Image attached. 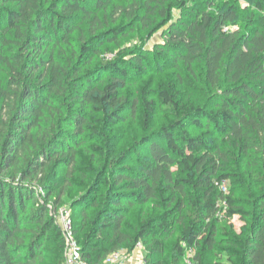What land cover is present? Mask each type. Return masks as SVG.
<instances>
[{"label":"trees","instance_id":"trees-1","mask_svg":"<svg viewBox=\"0 0 264 264\" xmlns=\"http://www.w3.org/2000/svg\"><path fill=\"white\" fill-rule=\"evenodd\" d=\"M249 2L253 11L243 13L233 0H206L203 6L176 0H0V264H43L46 236L55 225L39 187L52 193L68 181L57 169L76 161L80 144L70 137L89 127L84 108L100 113L103 125L121 121L130 105L121 90L130 73L142 75L151 54L176 68L185 97L195 102L183 103V90L174 83L160 87L158 105L144 96L147 123L158 109L172 122L135 141L134 166L109 164L100 150L98 165L114 178L106 180L109 192L96 221L124 243L127 212L152 202L163 207V215H147L134 236L136 244L151 240L145 264H163L160 234L169 239L172 232L169 264H187L189 250L195 253L190 264H264V0ZM176 8L185 13L171 23ZM121 22L153 32L169 27L155 53L123 51L106 61L128 36ZM100 36L105 42L91 45ZM95 60L97 70L87 74ZM60 99L80 107L65 117ZM192 125L195 135L189 134ZM92 134L106 140L103 132ZM86 217L83 211L78 233ZM84 240L88 264L94 254L100 263L119 249L117 243L99 250ZM61 257L57 264H66Z\"/></svg>","mask_w":264,"mask_h":264},{"label":"rangeland","instance_id":"rangeland-1","mask_svg":"<svg viewBox=\"0 0 264 264\" xmlns=\"http://www.w3.org/2000/svg\"><path fill=\"white\" fill-rule=\"evenodd\" d=\"M178 2H186L188 6L199 4L203 6L206 0H176ZM116 2L124 5L127 0H116ZM224 1L215 2L214 9L218 6L221 7ZM238 5L243 13L245 9L247 11H253L250 6L249 0H233ZM178 3V7H179ZM0 7L2 5L0 4ZM185 10L176 8L174 9L171 23L181 17ZM207 11L214 12L212 8H207ZM121 27L128 33V36L120 43V48L115 50L113 54H108L105 58L106 61H110L114 55L120 54V52H136V54H142V52L150 51L155 53L158 48V44L163 43L164 31L167 30L169 25L164 26L157 32H153L152 28L143 29L139 25H135L129 22H121ZM108 30V28L106 29ZM98 34H102L99 32ZM76 45L79 43L78 37L74 35ZM92 39L91 45L99 48L101 41L102 44L105 39ZM131 56H126L122 61L124 63L129 62ZM98 60L94 61L92 68L85 69L86 73H93L97 70ZM131 74V79L128 80L127 86L121 90V94L129 98L130 105L127 106L125 111L121 114V121L116 125L106 123L103 125V116L98 113H91L88 109H83L81 112L85 113L87 119L90 120L88 129L77 138L74 136L70 137L71 143H79L80 145L76 148V155L74 159L75 163H68L59 165L57 169L58 176H67L68 181L65 186L55 192H50L44 189V186L39 187L40 198L42 202H46L47 208L49 209L48 218L53 219L55 227L52 228L51 232L46 236V245L44 252L43 264H57L61 260V256L65 255V251L70 242L75 241L78 246L82 249L84 239L87 238L89 243L93 247H99V250L103 247L110 248L111 244L115 245L118 243L119 249L116 252H111L105 257L100 263L99 254L92 255L93 258L90 264H124L133 260L136 264H145L146 259L151 255L149 254V243L150 238L147 241H142L138 244L135 243V233L139 228L140 221L145 219L147 215L153 217H160L163 215V207L152 202H146V204H138L135 207L130 208L127 212L128 216L125 220V226L122 228L124 238L126 242H122L116 237L113 230L101 229L102 223L96 221L98 213L104 210L102 202L108 194L106 180H113L114 176L109 171L100 169L98 161L96 159L100 150L106 159L111 162L116 161L120 167L134 166L138 161V158L134 156L133 146L135 141H141L145 137H151L153 134L158 133L162 127L167 126L172 119L164 116L158 109L157 114L152 118L150 123H147L144 119L143 110V98L144 96L149 100H153L156 105L159 104L158 91L161 86L169 85L174 83L176 90L182 89L183 93L179 96L183 103L195 102V97L186 98L181 84H178L177 70L176 68H167L164 61L157 59L151 54L146 67L143 70L142 75ZM184 74V73H183ZM185 75V74H184ZM98 77L100 79L106 78V75L99 72ZM192 92V91H191ZM135 104V105H134ZM59 105L63 107L66 113L64 116H70L73 110L79 109L80 106L71 103L70 100L60 99ZM134 106L136 108L134 109ZM81 109V108H80ZM135 112H134V110ZM65 130V129H64ZM93 131L103 132L105 141L102 142L97 136L92 134ZM72 133V131H71ZM189 134L195 135V127L192 125L189 128ZM97 147V148H96ZM122 159V157H124ZM115 196V195H114ZM113 196V200L119 203L120 207L127 210V206L124 202H121L120 198ZM86 200L88 202H84ZM83 211H86L87 217L84 219L86 224L83 231L77 232V228L82 226L83 222ZM70 222L71 229L73 231L70 236L66 230L67 222ZM235 225L237 229L241 228L240 222L235 219ZM68 229V228H67ZM70 230V229H69ZM78 233V234H77ZM173 232L170 234L169 239L164 238L166 234H160V241L165 245V255L162 257L163 264L170 263V254L168 253L171 246L173 245ZM219 247V249H228ZM84 252V251H83ZM86 252V251H85ZM119 255L118 261L114 262L113 258ZM97 260V262H96ZM219 261L224 263L225 258L220 257Z\"/></svg>","mask_w":264,"mask_h":264},{"label":"built area","instance_id":"built-area-1","mask_svg":"<svg viewBox=\"0 0 264 264\" xmlns=\"http://www.w3.org/2000/svg\"><path fill=\"white\" fill-rule=\"evenodd\" d=\"M65 225H66V230L68 232V235L70 236V239H71V235L73 233V231L71 229L72 225H70L69 221ZM187 253H188V256H187L186 263L190 264V261L192 260L195 253L193 250H189ZM65 257H66V264H88V262L82 256L81 248L78 246V244L75 241L70 242L68 244L67 249L65 251ZM118 257H119V255L116 253V256H114V258H113V261L117 262ZM124 264H136V263L133 262V260H132L130 262H125Z\"/></svg>","mask_w":264,"mask_h":264}]
</instances>
